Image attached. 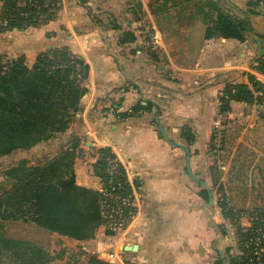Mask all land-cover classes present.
Wrapping results in <instances>:
<instances>
[{"label":"crops","instance_id":"crops-1","mask_svg":"<svg viewBox=\"0 0 264 264\" xmlns=\"http://www.w3.org/2000/svg\"><path fill=\"white\" fill-rule=\"evenodd\" d=\"M56 1L54 17L43 24L0 31V55H23L31 66L39 52L67 47L88 66L85 92L64 132L0 157V194L9 167L19 160L33 164L51 158L72 143L77 144L75 183L99 190L101 181L93 173L95 151L109 147L135 192L136 215L117 237L100 225L93 237L76 240L21 220L6 221L15 230L6 237L32 242L31 231L50 233L58 241L88 245L97 258L115 264H235L241 248L234 223L219 203L218 188L229 184L222 174L226 164L212 153V121L224 115L242 128L241 119L250 120L252 138L264 140V96L250 103L231 100L227 111L219 110L227 84L251 89L250 77L264 82V73L256 68L260 53L250 36L244 41L205 39L200 24L188 35L202 38L200 49L187 61L183 48L163 39L145 0ZM247 1L230 5L241 9ZM145 23L160 33L161 45L155 50L143 46ZM254 26L264 33V25ZM127 34L134 39L127 41ZM257 94L253 92L255 98ZM137 102L150 103L151 109L121 116ZM261 172L264 175V164ZM230 196L235 202L246 199L238 205L250 203L247 190ZM128 245L136 248L125 249Z\"/></svg>","mask_w":264,"mask_h":264},{"label":"trees","instance_id":"trees-1","mask_svg":"<svg viewBox=\"0 0 264 264\" xmlns=\"http://www.w3.org/2000/svg\"><path fill=\"white\" fill-rule=\"evenodd\" d=\"M256 4L254 0L247 1L249 13H254ZM56 8V0H0V31L37 27L53 18ZM247 21V18L233 17L216 7V15L210 18L204 38L219 36L244 41L251 34ZM133 39L130 35L127 41ZM261 48L264 49V41H261ZM256 68L264 73V54L258 58ZM87 71V64L67 47L39 52L31 66H27L23 55L16 58L0 55V157L15 150H27L64 132L79 110ZM250 82L251 89L245 84H228L220 98V111H227L231 100L252 102L253 92L259 93L257 99H262L264 82L253 77ZM150 109V103L137 102L130 112H121V116ZM76 147L77 144L72 143L51 158L33 164L19 160L5 171V175L17 183L0 194V264H58L44 248L4 236L2 221H29L76 240L93 237L98 226L103 224L99 191L79 186L74 181L72 165ZM95 155L93 173L101 185L119 186L116 192L130 194L131 185L113 151L109 147L98 148ZM220 206L223 214L234 223L243 253L239 221L234 219L231 209L226 211L222 203ZM258 213L264 215V209ZM105 231L114 234L110 229L105 228ZM89 261L115 264L93 255ZM235 264H246L244 255H239Z\"/></svg>","mask_w":264,"mask_h":264},{"label":"rangeland","instance_id":"rangeland-1","mask_svg":"<svg viewBox=\"0 0 264 264\" xmlns=\"http://www.w3.org/2000/svg\"><path fill=\"white\" fill-rule=\"evenodd\" d=\"M166 1L167 2L163 4V0H145L148 10L151 14H153L155 25L163 34V39L169 42L173 47L183 48L184 51L187 52V55L189 53L188 57L186 55L187 61L192 57L193 53L199 51L200 44L202 43V38H193L188 35L193 31H197L199 29L197 27L200 26V24L204 25V28H206L209 24L210 18H214L216 15V7L217 10H222L223 13L229 14L233 17L243 16L247 18L248 27L251 33H249L250 37H248L252 39L253 45L256 48L257 44H254L256 43L254 41L255 38L260 39L262 43L264 41L263 31L257 33L254 26V24L264 25V0H254L257 2L256 6L253 7L254 13H249L248 8L245 5L242 6L241 9L230 5L233 1L237 2V0ZM250 14H252L251 16H254V18H251L254 19L252 20L254 22L250 20ZM144 32L145 35L149 37L151 29L147 23L144 24ZM159 47L160 46L156 48ZM156 48L149 47L147 49L155 50ZM263 54L264 49L261 48V53L259 54L260 57H262ZM257 97L258 94L256 95V98L254 97L256 101H258ZM220 118H222L223 121L220 120ZM238 120L239 119H237V121ZM241 120L243 126L242 128H239L237 123L233 125L231 123L233 121H229L224 118V115L221 117L216 115L212 121L213 132L211 139L212 153L214 151L213 154H216L217 161L219 160L220 162L222 161L224 165L226 164L224 168L225 170H222V174L229 184V188L223 187V185L218 188L219 203H222L225 206L226 211L227 208L231 209L233 213H235L234 219L238 220L240 219V215H259L258 211L264 209V198L261 194L264 182H257V179L264 178V175H262L261 172V166L264 164V140L261 137H259V139L252 138L250 134L253 133V130L250 131L247 129V125L250 123V120ZM237 128H239V133L235 134L237 132ZM230 152L234 155L232 161H230ZM125 175L127 178L126 172ZM233 180L240 182V184L245 187L238 186L236 181L233 182ZM246 185L249 186L246 188ZM246 190L249 196L248 201L250 202L247 206L238 205L239 203H242V200L244 201L246 199L242 198V200H240L238 198V202H235L230 196L232 192L236 191L240 194H246ZM133 219L123 229L114 232L115 235L112 237L121 235L123 230L127 228ZM241 221L242 220L240 219V222ZM1 229L4 236L8 235V237L11 232L13 234V231H15L14 228L7 226L6 221L1 222ZM29 234L32 243L48 251L53 258V262L58 264H92L89 261V258L92 255L96 256V254L91 251V247L88 245L68 244L62 240L58 241V238L50 233L38 234L31 231Z\"/></svg>","mask_w":264,"mask_h":264},{"label":"built area","instance_id":"built-area-1","mask_svg":"<svg viewBox=\"0 0 264 264\" xmlns=\"http://www.w3.org/2000/svg\"><path fill=\"white\" fill-rule=\"evenodd\" d=\"M161 36L157 30H152L146 36L143 44L147 47L160 46ZM119 186L99 188L100 209L103 226L114 232L123 229L135 216V192L121 195L116 192ZM239 226L241 230L242 245L245 249L242 254L246 264H264V215H240ZM240 254V255H241Z\"/></svg>","mask_w":264,"mask_h":264},{"label":"water","instance_id":"water-1","mask_svg":"<svg viewBox=\"0 0 264 264\" xmlns=\"http://www.w3.org/2000/svg\"><path fill=\"white\" fill-rule=\"evenodd\" d=\"M254 41L257 44V48L259 53H261V41L260 39L255 38ZM79 59H82V56L79 57ZM16 181L13 180L12 178H10L9 176H7L2 184V190H6L8 187H10L13 183H15ZM136 246H125V249L131 250V249H135Z\"/></svg>","mask_w":264,"mask_h":264}]
</instances>
